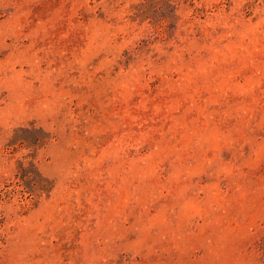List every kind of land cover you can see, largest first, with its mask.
I'll return each mask as SVG.
<instances>
[{
	"label": "rangeland",
	"instance_id": "obj_1",
	"mask_svg": "<svg viewBox=\"0 0 264 264\" xmlns=\"http://www.w3.org/2000/svg\"><path fill=\"white\" fill-rule=\"evenodd\" d=\"M0 264H264V0H0Z\"/></svg>",
	"mask_w": 264,
	"mask_h": 264
}]
</instances>
